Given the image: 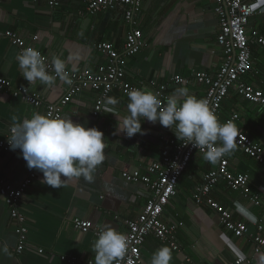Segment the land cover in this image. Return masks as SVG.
<instances>
[{"label":"crops","instance_id":"crops-1","mask_svg":"<svg viewBox=\"0 0 264 264\" xmlns=\"http://www.w3.org/2000/svg\"><path fill=\"white\" fill-rule=\"evenodd\" d=\"M246 1L256 10L246 26L247 37L251 39L255 33L264 35V9L257 10L264 0ZM87 2L60 0V6L51 10L44 0L37 3L0 0V33L15 32L40 49L51 62L54 56L64 60L67 71L94 72L105 61L95 45L111 43L121 52L130 26L124 21L122 8L94 16L80 15ZM135 27L142 32L143 47L135 56L126 58L125 81L152 92L157 86L165 85L168 97L175 89L186 87L190 94L204 99V86L191 77L196 72L214 74L222 63V50L216 43L219 20L215 1L143 0ZM250 50L252 71L242 81L264 94V52L254 44ZM18 54L16 47L0 39V77L14 87L27 88L45 102H58L68 84L60 79L51 86L39 81L29 84L21 75ZM175 77L185 78L187 84H176ZM109 96L118 98L119 103L112 113L103 109L95 120L92 113L97 96L92 91L81 92L62 109L61 117L97 127L104 133L105 159L97 166L93 182L71 178L59 189L43 183L39 171L19 205L28 228L27 248L21 255L15 253L16 235L9 222L8 208L0 198V264H88L94 261L92 248L96 238L91 232L74 229L73 220H87L102 227L108 224L123 233L125 220L137 218L150 201L148 187L127 182L122 173H143L147 166L159 160L169 139H178L172 128L142 117L139 122L144 134L127 137L117 132L118 123L129 115L128 98L118 90ZM34 113L44 115V109L0 93V141L16 124L30 119ZM232 114L240 117L234 123L240 132L264 148V108L244 101L231 90L221 105L220 121ZM228 158L233 172L249 176L251 193L258 196L260 205L250 204L223 183L214 187L210 198L233 211V220L246 223L253 233L255 227L248 221L249 216L239 212L235 204L239 202L256 219L264 218V171L237 148ZM214 168L216 163L193 156L178 181L175 196L163 211L161 219L176 231L180 245L178 252L171 251L170 264H238L241 256L252 257L248 238L234 237L220 225L218 215L211 208L205 204L197 206L193 201V193L204 174ZM32 170L19 149L0 154V176L12 185H18ZM164 246L148 238L141 250L140 264H151L153 253ZM254 263L264 264V260L256 258Z\"/></svg>","mask_w":264,"mask_h":264},{"label":"built area","instance_id":"built-area-1","mask_svg":"<svg viewBox=\"0 0 264 264\" xmlns=\"http://www.w3.org/2000/svg\"><path fill=\"white\" fill-rule=\"evenodd\" d=\"M37 3L38 0H32ZM143 0H88L85 10L80 15L94 16L100 12L123 9L125 23L130 26L126 33L122 51L115 50L111 43L101 42L95 45V49L104 57V63L98 65L94 72L83 70L81 72H69L71 84L64 96L55 103L43 101V99L24 87H14L10 81L0 77V93L11 96L21 102L43 108L44 115L62 116V109L72 98L83 91H92L96 94L95 110L92 118L95 120L104 109L106 97L113 90L122 92L127 97V92L133 88L140 89L125 81L126 58L135 56L143 47L142 32L135 27V19L139 13ZM215 13L218 16L219 28L216 35V43L222 50V63L214 74L196 72L192 74L191 80L205 88V97L210 109L214 110L220 123L231 120L238 122V114H232L229 118L220 121L221 105L229 92L233 90L244 101L264 108V94L261 90L244 83L242 77L252 71L250 45L254 44L264 52V35L253 34L248 38L246 26L254 14L255 6L246 0H214ZM47 7L54 10L60 6V0H44ZM264 9V4L257 10ZM0 39H6L8 43L16 47L19 53L32 47L39 50L45 57L48 71L52 74V62L44 53L27 43L15 32L6 31L0 33ZM57 78L56 80H58ZM185 78L175 77L174 82L186 85ZM158 93L162 105L167 101L166 86L159 85L154 89ZM128 98V97H127ZM12 130V129H11ZM9 131L7 136L0 141V154L8 152L11 148L9 138L13 135ZM186 143V142H184ZM175 139H169L161 150L160 158L145 168L143 173L133 171L122 173V178L127 182L142 183L151 192V199L143 208L142 213L135 219L125 220L126 227L123 234L128 239V250L120 264H140L141 250L148 238L155 239L158 243L168 246L171 251L178 252L180 245L177 240L176 231L167 226L161 219L166 206L176 194V186L180 177L185 172L193 156L203 157L202 149L193 147L191 143L184 144ZM236 148L245 156L252 159L259 168L264 171V148L255 143L251 138L242 134L237 137ZM39 171L33 169L18 185H12L7 179L0 176V198L9 211V222L13 226L16 235L15 253L21 255L27 248L28 228L26 218L20 212L19 205L22 197L38 177ZM223 183L229 190L246 198L254 206L260 205L258 196L253 195L250 190L249 176L247 174L235 173L231 169L228 155L216 163V168L205 173L200 184L193 193V201L198 206L205 204L217 215L220 225L236 238L246 237L251 243L252 257L250 259L241 256L238 264H255L256 258L264 260V218L252 217L248 221L255 227L253 233L249 232L247 224L233 220V211L226 210L210 198L215 186ZM248 217V216H246ZM74 229L82 233L91 232L97 239V234L103 229L102 226L93 224L87 220L75 219L72 222ZM39 253H42L40 251ZM94 264V261L88 262Z\"/></svg>","mask_w":264,"mask_h":264},{"label":"clouds","instance_id":"clouds-1","mask_svg":"<svg viewBox=\"0 0 264 264\" xmlns=\"http://www.w3.org/2000/svg\"><path fill=\"white\" fill-rule=\"evenodd\" d=\"M16 60L21 75L29 84L39 81L51 86L57 78L67 84L72 82L66 62L59 57L52 58L54 74L48 71L41 52L32 47L23 49ZM127 97L129 115L118 123L116 130L127 137L144 134L139 122L142 117L143 120L172 128L179 141L204 150L203 159L210 164L217 163L236 148L240 129L231 120L220 123L207 100L190 94L186 87L175 89L163 105L158 93L146 89L133 88L127 92ZM118 103V98L106 97L104 110L112 113ZM11 131V150L19 149L27 167L40 171L43 183L52 188L66 186L65 182L71 178L93 182L97 166L105 159L104 133L97 127H87L71 118L34 113ZM235 206L239 212L251 216L239 202ZM127 250L126 235L105 224L92 248L94 264H120ZM171 259V249L164 246L153 253L151 264H170Z\"/></svg>","mask_w":264,"mask_h":264}]
</instances>
